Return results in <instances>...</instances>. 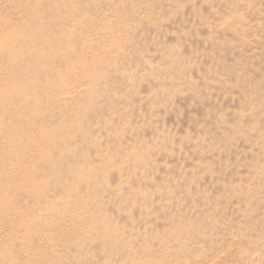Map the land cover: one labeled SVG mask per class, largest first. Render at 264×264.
Listing matches in <instances>:
<instances>
[{
	"label": "rangeland",
	"instance_id": "374dc122",
	"mask_svg": "<svg viewBox=\"0 0 264 264\" xmlns=\"http://www.w3.org/2000/svg\"><path fill=\"white\" fill-rule=\"evenodd\" d=\"M0 264H264V0H0Z\"/></svg>",
	"mask_w": 264,
	"mask_h": 264
}]
</instances>
